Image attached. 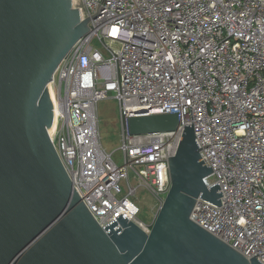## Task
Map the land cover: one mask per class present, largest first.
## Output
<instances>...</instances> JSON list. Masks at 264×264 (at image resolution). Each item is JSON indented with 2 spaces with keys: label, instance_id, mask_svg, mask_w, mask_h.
<instances>
[{
  "label": "built area",
  "instance_id": "obj_1",
  "mask_svg": "<svg viewBox=\"0 0 264 264\" xmlns=\"http://www.w3.org/2000/svg\"><path fill=\"white\" fill-rule=\"evenodd\" d=\"M89 33L62 60L49 92L51 144L80 201L104 227L122 215L149 234L170 190L168 158L193 125L218 185L190 219L264 264V0H72ZM118 105L121 158L101 145L98 105ZM176 113V131L130 136L125 119ZM214 171V172H213ZM149 196L152 222L139 219Z\"/></svg>",
  "mask_w": 264,
  "mask_h": 264
},
{
  "label": "water",
  "instance_id": "obj_2",
  "mask_svg": "<svg viewBox=\"0 0 264 264\" xmlns=\"http://www.w3.org/2000/svg\"><path fill=\"white\" fill-rule=\"evenodd\" d=\"M88 22L72 0H0V264H260L190 219L198 198L219 207L222 197L205 183L193 125L168 158L171 187L150 233L122 215L95 223L49 138V84ZM178 126L176 113L125 119L130 136Z\"/></svg>",
  "mask_w": 264,
  "mask_h": 264
},
{
  "label": "rangeland",
  "instance_id": "obj_3",
  "mask_svg": "<svg viewBox=\"0 0 264 264\" xmlns=\"http://www.w3.org/2000/svg\"><path fill=\"white\" fill-rule=\"evenodd\" d=\"M98 118L101 145L108 153L114 154L116 160H119L121 158L118 152L121 144V126L118 105L112 98L99 103ZM136 202L140 208L139 219L145 224L151 223L155 213L152 199L147 195Z\"/></svg>",
  "mask_w": 264,
  "mask_h": 264
},
{
  "label": "bare ground",
  "instance_id": "obj_4",
  "mask_svg": "<svg viewBox=\"0 0 264 264\" xmlns=\"http://www.w3.org/2000/svg\"><path fill=\"white\" fill-rule=\"evenodd\" d=\"M50 94H51V96H52V92H51V90H50ZM50 133L52 132V130L50 129V131H49Z\"/></svg>",
  "mask_w": 264,
  "mask_h": 264
}]
</instances>
